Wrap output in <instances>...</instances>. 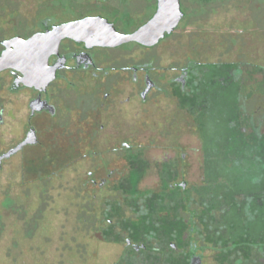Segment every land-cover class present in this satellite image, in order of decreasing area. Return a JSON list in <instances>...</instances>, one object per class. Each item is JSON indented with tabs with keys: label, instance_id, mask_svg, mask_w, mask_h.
<instances>
[{
	"label": "rangeland",
	"instance_id": "374dc122",
	"mask_svg": "<svg viewBox=\"0 0 264 264\" xmlns=\"http://www.w3.org/2000/svg\"><path fill=\"white\" fill-rule=\"evenodd\" d=\"M44 1L23 0L27 28ZM184 6L192 23L183 22L164 41V94L152 93L136 106L143 176L116 197L110 188L105 194L79 190L94 160L35 185L20 176L19 160L11 161L0 173V264H115L128 237L154 247L161 223L164 251L181 234L186 239L177 242L183 256L168 252L164 264L186 261L189 241L202 249V264H264V0H213L206 8L185 0ZM192 27L214 32L196 35ZM187 56L196 61L194 75L180 90L170 69L185 66ZM128 135L127 128H104L102 149ZM162 149L164 205L155 201ZM112 158L126 173V161ZM110 198L117 202L109 206ZM160 263L155 255L127 261Z\"/></svg>",
	"mask_w": 264,
	"mask_h": 264
},
{
	"label": "flooded vegetation",
	"instance_id": "af4514ba",
	"mask_svg": "<svg viewBox=\"0 0 264 264\" xmlns=\"http://www.w3.org/2000/svg\"><path fill=\"white\" fill-rule=\"evenodd\" d=\"M184 1L45 0L38 5L32 28H27L23 0H0V173L11 161L18 159L20 176L35 185L41 178L59 176L72 169L77 162L94 160L96 165L83 174L84 179L79 184L82 193L105 194L110 188L118 197L121 191L128 192L129 184L146 171L140 169L141 163L136 161L142 146L137 144L140 137L136 133L139 115L136 106L146 104L152 93L164 94L161 86L164 82V41L175 34L183 22L186 26L192 23L188 21ZM191 1L206 8L213 0ZM167 9L177 18L176 27L169 36L164 32V10ZM160 13L159 24L155 25V30L150 28L161 32L157 41L127 39L153 22ZM84 22L106 27L116 39L114 44L95 45L83 35L82 29L70 33L63 30ZM69 27L72 31L73 26ZM189 30L196 35L214 32L200 27ZM32 39L35 40L34 58L24 56L27 54L24 46ZM188 57L185 66L170 69L177 74L171 83L181 88L194 75L191 65L196 61ZM202 64L214 66L218 63ZM205 74L212 75L211 72ZM122 84L128 88H123ZM123 116L126 121L121 120ZM109 127L127 128L129 135L122 142L108 141L105 150L102 149L104 138H99V134ZM162 151L157 175L160 189L155 201H162L164 205V149ZM105 156H109V160ZM112 157L126 161V173L117 164L112 165ZM181 157L184 158V154ZM100 175L101 178H96ZM178 186L185 190L187 183L182 181ZM173 188L169 186L172 191ZM149 191L155 193L152 189ZM91 199L99 202L95 195ZM110 199L111 202H106L109 206L117 202V198ZM111 223L108 221L109 226ZM161 229L162 235L156 236L154 247L144 243L138 245L131 237L125 239L115 264H127L130 257L139 262L148 255H155L160 264H164L168 252L182 257L177 242H186L184 233L180 240L167 243L166 252L163 249L164 223ZM94 237L104 241L101 233L96 232ZM190 242L185 251L186 261L179 264H191L194 257H200L202 262V249Z\"/></svg>",
	"mask_w": 264,
	"mask_h": 264
},
{
	"label": "water",
	"instance_id": "95a60500",
	"mask_svg": "<svg viewBox=\"0 0 264 264\" xmlns=\"http://www.w3.org/2000/svg\"><path fill=\"white\" fill-rule=\"evenodd\" d=\"M162 18V14L160 13L158 16H155L153 19V22L148 23L145 25L142 29H140L136 34L132 35L131 37L127 38L128 40H137L138 42H143L148 39H153V41H157L158 38L161 35V32L158 31H151L150 28L155 30V25L159 24L158 21ZM176 21L177 18L176 16L174 17V14L172 11L169 9L164 10V32L166 33L167 36H169L175 29L176 27ZM73 26V30L71 31V27ZM67 27H64L63 30H65L67 33L69 32H74L79 29L83 30V35H87L88 38L93 42L95 45H101V46H110L113 45L115 42V37L114 35L107 30L106 27H98L90 22H84L83 24H74V25H69ZM164 33V35H165ZM145 39V40H144ZM34 47H35V40L32 39L28 43L25 44V54L24 56H28L31 58H34ZM183 90V84L182 88ZM97 238H100L99 235H97ZM191 264H202L201 258L200 257H194L191 259Z\"/></svg>",
	"mask_w": 264,
	"mask_h": 264
},
{
	"label": "trees",
	"instance_id": "16d2710c",
	"mask_svg": "<svg viewBox=\"0 0 264 264\" xmlns=\"http://www.w3.org/2000/svg\"><path fill=\"white\" fill-rule=\"evenodd\" d=\"M210 72H211V71H210ZM211 73H212V72H211ZM180 90H181V88H180ZM181 92H182V91H181ZM253 246H254V245H252V247H251V248H254ZM253 250H255V249H253Z\"/></svg>",
	"mask_w": 264,
	"mask_h": 264
}]
</instances>
